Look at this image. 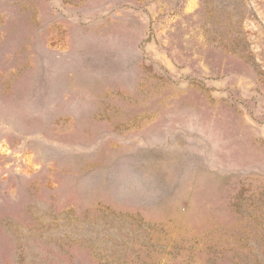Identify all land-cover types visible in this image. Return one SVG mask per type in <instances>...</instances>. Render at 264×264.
Returning a JSON list of instances; mask_svg holds the SVG:
<instances>
[{
  "label": "rangeland",
  "instance_id": "374dc122",
  "mask_svg": "<svg viewBox=\"0 0 264 264\" xmlns=\"http://www.w3.org/2000/svg\"><path fill=\"white\" fill-rule=\"evenodd\" d=\"M0 264H264V0H0Z\"/></svg>",
  "mask_w": 264,
  "mask_h": 264
}]
</instances>
